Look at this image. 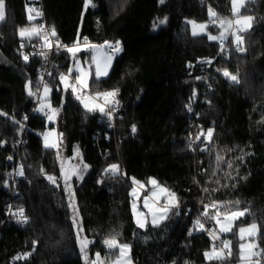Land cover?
<instances>
[{
    "label": "trees",
    "instance_id": "trees-1",
    "mask_svg": "<svg viewBox=\"0 0 264 264\" xmlns=\"http://www.w3.org/2000/svg\"><path fill=\"white\" fill-rule=\"evenodd\" d=\"M202 2L43 0L46 19L61 43L70 47L87 36L121 47L109 75L100 79L92 70L87 88L94 98L118 90L110 98L112 128L99 122L111 114L106 108L111 101L104 103V111H90L72 85L63 86V73L74 63L69 48L53 54L47 75L51 100L62 105L58 126L66 136L65 156L80 153L89 166L84 179L74 178L73 185L92 257L107 254L109 261L118 256L117 249L104 243L116 240L131 244L135 264H217L205 256L213 238L197 223L203 216L212 228L217 210L246 209L239 224H258L264 249V0L246 1L241 15L254 20L243 33L245 51L232 49L228 56L221 55L220 39L209 38L227 31L213 26L193 35L191 21L210 20V6L227 21L233 14L231 0ZM31 3L5 0L0 24V224L10 199V155L20 154L25 166L20 190L30 218L25 226H2L0 264H85L58 154L44 145L47 117L34 111L28 93L29 84L33 90L40 85L44 57L25 60L14 49L20 28L40 20L32 12L28 18ZM81 56L91 60V51ZM224 70L236 75L238 83L226 78ZM194 102L198 117L191 109ZM193 133L202 135L197 148ZM111 165L118 171H110ZM50 174L57 183L48 179ZM152 179L174 193L180 208L171 209L159 225L141 229L133 212V189L137 182L150 186ZM203 199L215 207L201 213L197 203ZM228 237L239 258L236 231Z\"/></svg>",
    "mask_w": 264,
    "mask_h": 264
},
{
    "label": "rangeland",
    "instance_id": "rangeland-1",
    "mask_svg": "<svg viewBox=\"0 0 264 264\" xmlns=\"http://www.w3.org/2000/svg\"><path fill=\"white\" fill-rule=\"evenodd\" d=\"M246 1L247 0H245V3H246ZM88 4L89 5L91 4V0H88ZM241 10H242V8H241ZM241 10H240V15H241ZM232 11H233V9H232ZM233 14H234V12H233ZM236 19H237V17H236ZM1 22L2 21H0V24H1ZM192 22H194V21H191V27H192V32H193V23ZM194 23L196 25L197 34H203V33L207 32L208 26L206 23H204V24L196 23V22H194ZM33 25H34V29L38 32V28H37L36 23ZM200 25H206V27L201 29L199 27ZM219 37H217V39H219ZM117 44H114L111 41H107L105 44H102V45H94V44H88L87 45L84 43H79V44L77 43L75 45L70 46L69 49H78V50H76L74 52L70 51L73 55L74 63H73L71 70L62 76L64 78V79H62L63 86L66 89L71 88L70 75H72L73 72H76L75 73L76 81H77V77H81V82H79V83L82 85L83 88L87 89L89 87L92 70H95V73H96L97 64L100 65V69L102 72L105 70L107 71V75H100L98 78H100V79L106 78L112 69V66H113V63L115 61L116 56L121 53L120 45H119L120 51L118 52L116 50L114 53L108 52V50H107L109 48L108 45H111V46L115 45L116 46ZM87 50L91 51V60L81 56V53H83L84 51H87ZM108 57H111L110 63L108 62ZM81 71H83V73H84L83 76H81ZM45 89H43L44 91L42 94L41 105L38 106V112L46 115L47 124H48V127H47L46 131L43 133L42 137H43L44 145H45V138L46 137H47V143L50 145L49 147H46V148L53 149L58 154L59 165L61 168L60 169L61 170V180L63 181L65 189L67 190V192L69 194V199H70L71 207H72V211H73V220H74L76 231L78 234L80 247H81L82 241L85 243L84 250L82 251L83 257L85 260V264H93V262L96 261L97 254H99L100 260L96 261V264H114V262L116 261V258L119 256V252L117 254L118 256L111 257L109 259V261H107V262H104L102 260V254H100V253H97L94 257L90 256V254H89L88 248H89V245L91 243V240L88 239L84 235V232H83L82 219L79 215L78 207L76 204V200H75L76 198L74 195V185H73V179L74 178H77L80 181L84 179L89 166L84 163L83 159L80 156V153H77L76 155H74L71 158H68L65 156L66 136L63 134V132L60 130V128L58 126V122H59L61 112H62V105L61 104H54L53 101L51 100L53 89L47 88V92L45 91ZM111 97L112 96L107 98V102L111 101L110 100ZM81 100H85L88 103L89 108H91V109L100 108L104 105V103H106L104 97L94 98L92 96H86V97H81ZM83 105H84V103H83ZM46 109L49 110L52 114L47 115L45 112ZM49 116H51L52 119H49ZM52 145H54V146H52ZM66 175L68 177L67 179H66ZM48 177H53L54 181L53 180H50V181H52L53 183H57V177L55 175L50 174ZM153 180L156 181L155 184L152 183ZM152 181H151L150 186H147L143 183L137 182V183H135V186L133 189V192H135V195L133 198V212H134L136 224L141 229H146L149 225H153V226L159 225L160 223H162L164 220L167 219L171 209H173L174 207H178L177 206V199H176L175 195H172L174 193H172V191L167 186L159 183L156 179H152ZM162 189H164L166 191H162ZM153 193H155V195ZM145 201H147V204H148L147 207L145 206ZM232 211H240V210H232ZM232 211H230V212H232ZM217 212L220 213L221 223L226 224L227 221L224 219V217L230 212H222L221 210L220 211L217 210ZM242 217L235 219L232 222L231 231H229V232H222L220 230V224H218L216 222V219H214V224L211 228L213 233H214V236L216 238H218L219 240L225 238L226 239L225 241L230 240V242H231V239H230L231 237H228V236L230 234H232L234 231H236L237 236L239 238V228L248 227L249 225L252 224V223L239 224ZM154 218H155V223L153 222ZM138 220L144 224V227H140V225L137 223ZM199 229L205 230L204 228L201 229L200 227H199ZM256 239H258V236L256 237ZM239 241H240V243H247L248 242L247 235H245V240L241 241L239 239ZM118 244L129 245V251H128L127 257L122 259L121 264H125V260L130 261V264H135V262L132 259V255H131V244L130 243H118ZM213 244H214V240H213ZM213 247H215V245L212 246L210 251L213 249ZM230 250H231V244H230ZM223 257H224V253H223ZM239 257H240V253H239ZM207 259L210 260L209 258H207ZM238 264H245V262L239 258Z\"/></svg>",
    "mask_w": 264,
    "mask_h": 264
},
{
    "label": "built area",
    "instance_id": "built-area-1",
    "mask_svg": "<svg viewBox=\"0 0 264 264\" xmlns=\"http://www.w3.org/2000/svg\"><path fill=\"white\" fill-rule=\"evenodd\" d=\"M202 4L206 5V0H203ZM30 9H32L33 14H36L37 16L40 17L39 22L36 23L38 28L37 38L39 39V41H36L35 38L28 39L25 37L22 38L19 43L14 45V49L16 54L21 57H25V56H27V58H31L35 56L44 57L45 67L39 70L40 85L37 88V90H33L32 93L33 100L35 102L34 111L37 112L38 106H40L42 102L43 89L50 87V83L47 80V75H48L49 67L53 63V54L59 52L60 50L69 48V46L66 45L65 43H61L57 39L56 31H55V35L52 34L54 27L46 19L43 0H32ZM210 9L216 13L214 7L210 6ZM220 20H224V19L218 16L217 18L212 17L210 20L206 22V24L208 28L213 26H219ZM227 20H232L234 22L236 20V16L234 14H230L227 17ZM236 27L237 26L233 24V28L226 32L225 34L226 39L223 41V44H221V41L219 40V47L222 56H228L232 49H236V45L235 43H233V36L230 34L231 32L235 31ZM106 42L107 41H103L101 43L93 42L87 36H83L77 43L102 45L105 44ZM107 50L110 53H114L116 51V46L109 47ZM70 78H71V85L76 88V92L80 97H86L91 95L90 91L86 88H83L82 85L76 81L73 75H70ZM113 104L114 101H111L106 105V108H108L111 111V114L108 117H102L99 121L100 124L108 126L109 128L114 127L116 123L115 114L112 111ZM191 109L193 111V114H196V117H198L199 112L197 111V104L195 102L191 106ZM46 114L50 115L51 112L46 109ZM199 126L201 127L202 124H200ZM191 136H192L193 146L197 148L200 144L202 135L200 133H193V135ZM22 143L24 144L23 141ZM8 159L11 163L10 174H9L10 199L7 204L5 218L3 222L0 224V240L2 236V226H4L5 224L16 222L22 226H25L29 221V216L22 203V196H21L22 194L20 190V184L25 179V175H24L25 166L21 161L20 154L10 155ZM21 169L23 170V175L19 174ZM197 207L201 210V213H204L206 210H210L214 208L215 204L214 202H207L205 199H203L202 201L197 203ZM178 208H180V206H178ZM188 209L191 210V206H189ZM21 210H23V216L20 215ZM199 224H202L203 228L212 236V238L214 239L215 248L219 250L222 247L223 241L219 240L214 236L212 229L204 221L203 216L199 220ZM256 242L259 244L260 249H263L259 239H256ZM228 251H229L228 249H225L224 257L219 260H215L214 262H216L217 264H238L239 258H235L231 250H230L231 254L229 255ZM102 260L104 262L108 261L107 254L102 256ZM261 264H264V258L261 259Z\"/></svg>",
    "mask_w": 264,
    "mask_h": 264
},
{
    "label": "snow or ice",
    "instance_id": "snow-or-ice-1",
    "mask_svg": "<svg viewBox=\"0 0 264 264\" xmlns=\"http://www.w3.org/2000/svg\"><path fill=\"white\" fill-rule=\"evenodd\" d=\"M254 0H247V3H253ZM161 3H163V0H161ZM231 4H232V9L234 14L236 15L237 19L233 22L232 20H220L219 21V26L221 28L224 29V31H229L230 29L233 28V24H235L237 27L235 29L234 32H231L230 34L233 36V43H235L236 45V49L240 52L245 51V49L242 47L243 44V40H244V36L243 33L247 32L248 30L251 29L252 27V22L254 20L253 16L250 15H240V10L241 8H243L245 6V0H231ZM32 9H29V19L31 20L33 17L31 15ZM209 14L211 17L213 18H217V14L212 11L211 9H209ZM6 17V9H5V0H0V21H3ZM161 23H164V21H161ZM193 23V35H197L196 32V25L194 22ZM201 29L205 28L206 25H200L199 26ZM35 29H21L20 30V35L24 36L25 34H31L32 32H35ZM52 34L55 35V30L53 29ZM210 39L216 40L217 37L216 36H210ZM221 44H223V41L226 39V37L224 36V33L222 32L220 37H219ZM109 47H112L111 45H108ZM95 47V46H94ZM78 49H69V51H76ZM116 50L119 52L120 51V47L119 44L116 45ZM223 50V49H222ZM25 60H27V56L24 57ZM111 61V57H108V62L110 63ZM226 78H229L231 81L233 82H237L238 83V77L236 75H232L231 73H229L227 70H224L222 73ZM84 73L83 71H81V76H83ZM96 75L97 77H99L100 75H107V71H101L100 69V65L97 64V69H96ZM62 79H64L62 77ZM77 82H81V77H77ZM86 86V85H85ZM73 92L76 91V88L73 86ZM45 91L47 92V88L45 89ZM116 92H118V90H115L114 92H105V93H97L96 96L97 97H104L105 98V102H107V98L112 96L114 97L116 95ZM77 99H81L79 96H77ZM82 103H84L85 108H88L90 111L92 110L91 108H89L88 103L85 100H81ZM118 103V102H116ZM99 107V106H98ZM100 111H104L103 107H100ZM49 119H52L51 116H49ZM132 131L135 132L136 131V127L135 125L132 126ZM207 136L210 138L212 136V130H208L207 132ZM50 145L47 143V137L45 138V147H49ZM54 146V145H52ZM11 159V158H9ZM221 159V157H217V160L219 161ZM228 167H232V165L229 163ZM110 171L112 172H116L118 171V166L117 165H111L110 166ZM20 175H23V170L21 169ZM67 175H66V179H67ZM49 180H53V177H48ZM153 184L156 183L155 180L152 181ZM162 191H166L164 189H162ZM207 191V189H206ZM155 195V193H153ZM133 195H135V192H133ZM174 195V194H172ZM239 203V202H237ZM145 206L147 207V201H145ZM135 207V206H134ZM247 214V210H240V211H232L230 213H228L224 219L227 221V223H221L220 221V213L217 212L215 217H213L214 219H216V222L218 224H220V230L222 232H229L231 231V225L232 222L235 219H238L242 216H245ZM21 216H23V210H21L20 213ZM205 215H207V213H205ZM153 222L155 223V218L153 220ZM137 223L140 225V227H144V224L141 223L139 220L137 221ZM199 224V221L197 222ZM199 227L201 229H203V225L199 224ZM245 235H247L248 237V242L247 243H240L239 244V253H240V259L242 261L245 262V264H261V259L264 258V249H260L259 244L256 242V237L259 235V227L256 223H252L251 225H249L248 227H241L239 228V239L241 241L245 240ZM108 248L111 249H117L119 252V256L116 258V261L114 262V264H121L122 259L127 257L128 251H129V245L127 244H123L120 245L118 244L115 240H106L104 242ZM230 241H223L222 242V247L219 249V251L213 247V249L210 252L205 253V256L207 258L211 259H216L219 260L221 258H223V253L225 249H228V254H231L230 251ZM85 247V243L82 241L81 242V250L83 251ZM100 257L99 254H97L96 256V261H99ZM96 261L93 262V264H96ZM125 264H130V261L125 260Z\"/></svg>",
    "mask_w": 264,
    "mask_h": 264
},
{
    "label": "crops",
    "instance_id": "crops-1",
    "mask_svg": "<svg viewBox=\"0 0 264 264\" xmlns=\"http://www.w3.org/2000/svg\"><path fill=\"white\" fill-rule=\"evenodd\" d=\"M21 29H29V30H31V29H34V25H31V26H27V27H23V28H20V30ZM20 30H19V38L20 39H22V38H28V39H37V31H35V32H32L31 34H25L24 36H21L20 35ZM177 206H178V204H177ZM116 241V240H115ZM117 242V241H116ZM108 247V246H107ZM109 249V248H108ZM110 250V249H109ZM111 250H114V249H111Z\"/></svg>",
    "mask_w": 264,
    "mask_h": 264
},
{
    "label": "water",
    "instance_id": "water-1",
    "mask_svg": "<svg viewBox=\"0 0 264 264\" xmlns=\"http://www.w3.org/2000/svg\"><path fill=\"white\" fill-rule=\"evenodd\" d=\"M28 93H29V95H32V93H33V88H32V86H31V84H29L28 85ZM9 186V182L7 181L6 182V188Z\"/></svg>",
    "mask_w": 264,
    "mask_h": 264
},
{
    "label": "bare ground",
    "instance_id": "bare-ground-1",
    "mask_svg": "<svg viewBox=\"0 0 264 264\" xmlns=\"http://www.w3.org/2000/svg\"><path fill=\"white\" fill-rule=\"evenodd\" d=\"M46 10V9H45ZM229 14V13H228ZM225 18V17H224ZM48 20V19H47ZM211 30V29H210ZM212 31V30H211ZM221 32V31H220ZM208 34V33H207ZM209 35V34H208ZM221 35V34H220ZM213 36V35H212ZM218 40V39H217ZM106 41V40H105ZM79 44V43H78ZM16 45V44H15ZM88 45V44H87ZM115 46V45H114ZM48 71H50V70H48ZM63 74H65V73H63ZM49 76V75H48ZM44 91V90H43ZM43 91H42V94H43ZM112 108H113V106H112ZM46 112V111H45ZM19 151V150H18ZM17 151V152H18ZM10 197V196H9ZM30 219V218H29ZM215 232V231H214ZM216 233V232H215ZM210 235V234H209ZM212 240H214V239H212ZM214 245V244H213ZM235 257V256H234Z\"/></svg>",
    "mask_w": 264,
    "mask_h": 264
}]
</instances>
